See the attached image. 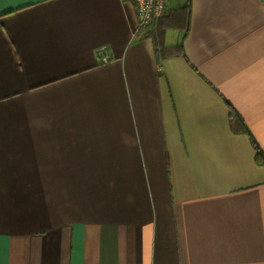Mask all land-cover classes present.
Masks as SVG:
<instances>
[{"label": "crops", "instance_id": "1", "mask_svg": "<svg viewBox=\"0 0 264 264\" xmlns=\"http://www.w3.org/2000/svg\"><path fill=\"white\" fill-rule=\"evenodd\" d=\"M190 13L0 0V264H264V1Z\"/></svg>", "mask_w": 264, "mask_h": 264}, {"label": "trees", "instance_id": "2", "mask_svg": "<svg viewBox=\"0 0 264 264\" xmlns=\"http://www.w3.org/2000/svg\"><path fill=\"white\" fill-rule=\"evenodd\" d=\"M191 6L192 0H187L186 4L183 7H180L179 9H171L166 13L167 15L160 20V24L158 26L159 29L158 31H155L153 36L156 49L155 53L157 54L158 58L180 54L184 55V41L190 28L189 25L191 20ZM167 29H180L183 32L182 36L179 38V41L175 46L166 47L163 44V40H161L163 33L161 31ZM227 105L229 108L228 114L230 116L231 127L235 126L234 128H238L241 130L245 128L243 120L240 118V115L237 114V111L228 103ZM253 144L256 151V161L258 162L257 164L264 166V153L263 151H261V148L254 140Z\"/></svg>", "mask_w": 264, "mask_h": 264}, {"label": "built area", "instance_id": "3", "mask_svg": "<svg viewBox=\"0 0 264 264\" xmlns=\"http://www.w3.org/2000/svg\"><path fill=\"white\" fill-rule=\"evenodd\" d=\"M264 1V0H262ZM135 6L136 15L139 17V25L136 27V34L153 32L158 22L166 15V0H132Z\"/></svg>", "mask_w": 264, "mask_h": 264}, {"label": "rangeland", "instance_id": "4", "mask_svg": "<svg viewBox=\"0 0 264 264\" xmlns=\"http://www.w3.org/2000/svg\"><path fill=\"white\" fill-rule=\"evenodd\" d=\"M167 1V4H171L172 7H174L175 3H183V4H186L187 0H166ZM179 33V31H175V30H171L170 31V34H171V38L170 39H174L176 38V35Z\"/></svg>", "mask_w": 264, "mask_h": 264}]
</instances>
